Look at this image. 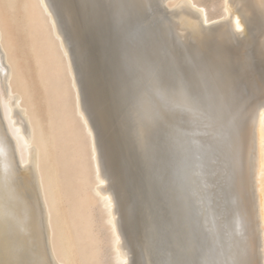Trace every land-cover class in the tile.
Returning a JSON list of instances; mask_svg holds the SVG:
<instances>
[{
	"label": "bare ground",
	"instance_id": "obj_1",
	"mask_svg": "<svg viewBox=\"0 0 264 264\" xmlns=\"http://www.w3.org/2000/svg\"><path fill=\"white\" fill-rule=\"evenodd\" d=\"M197 1L132 0L143 5L141 11L146 12L150 21L156 20L163 10L168 15L156 25L152 22L156 36L151 42L145 44L138 39L131 44L129 41L123 62L134 76L136 83L131 79L135 84L132 86L137 90L136 85L139 86L137 94L141 96L136 101H151L155 106L153 117L159 124L160 158L165 146L176 160L179 151H183L185 158H180L191 162L186 159L189 169L185 168V172L190 174L185 178L181 174L182 183L178 186L182 187L177 189L184 196L180 200H184L185 211L184 218L178 221L181 224L177 223L180 229L176 227L174 240L207 235L226 243L227 228L245 242L241 249L244 259L264 264V108L259 106L258 68L252 85L257 103L248 114V139L241 157L216 160L209 147L215 132L211 121L178 110L175 104L179 96L168 103H159L161 96L168 99L167 85L173 79L163 75L160 69L168 65L186 67L193 54L209 45L228 48L233 57H243L246 51L243 64H238L241 74L254 53L258 63L263 45L260 37L264 35L261 34L264 0H223V13L212 18L208 8ZM0 2L5 7L4 11L0 10V264L5 261L15 264L29 252L33 258H39L40 264H103L108 258L106 250L104 254L106 246L111 251L112 264H150L143 247L139 249L135 239L125 235L123 225L130 214V203L124 202L102 158L52 0H24L21 5L27 48L45 95V121L36 112L30 84L13 53L15 46L6 29L16 0ZM237 19L243 32L237 30ZM114 44L118 50L120 44L117 41ZM120 82L124 83L122 79ZM157 112L164 114L161 119L156 118ZM174 162H170L172 168H176ZM96 209L102 217V231L96 227ZM172 249L171 257H167L170 264L177 259V249ZM184 258L193 257L185 254ZM222 258L227 261L230 257L225 254Z\"/></svg>",
	"mask_w": 264,
	"mask_h": 264
},
{
	"label": "snow or ice",
	"instance_id": "obj_2",
	"mask_svg": "<svg viewBox=\"0 0 264 264\" xmlns=\"http://www.w3.org/2000/svg\"><path fill=\"white\" fill-rule=\"evenodd\" d=\"M56 7L69 38L78 44L87 83L89 33L100 29L107 21L110 32L120 44L121 56H126L123 39H126L128 23L134 15L138 19L141 17L143 5H137L132 0H89L84 4H78L76 0H58ZM143 18L151 25L146 15ZM236 24L237 30L243 32L239 19ZM155 36L156 26L151 25L142 34L141 40L147 44ZM246 57V51L243 57H233L230 49L209 45L193 54L186 67L168 65L160 69L163 75L173 79L167 85L168 99L161 96L159 103H168L170 99L179 96L180 100L175 104L178 110L188 116L210 120L215 132L209 147L216 160L229 161L242 156L248 139V114L257 103V97L252 91V85L257 79V68L259 106L264 108V45L260 48L258 63L254 53L251 63L244 67V73L241 74L238 64H243ZM122 95H126L130 107H135L137 95L134 90H123ZM92 114L101 120L106 118L104 108L94 110ZM163 115L157 112L156 118L161 119ZM19 179L23 180L22 177ZM225 233L228 238L226 243L207 235H195L188 240L165 241V247L177 249V259L171 264H256L251 259L243 258L241 249L245 242L227 228ZM185 254L193 258L186 259ZM225 254L230 257L227 261L222 258ZM201 256L206 258L201 259ZM4 264L11 262L5 261ZM15 264H40V260L33 258L29 252L25 258L17 259Z\"/></svg>",
	"mask_w": 264,
	"mask_h": 264
},
{
	"label": "rangeland",
	"instance_id": "obj_3",
	"mask_svg": "<svg viewBox=\"0 0 264 264\" xmlns=\"http://www.w3.org/2000/svg\"><path fill=\"white\" fill-rule=\"evenodd\" d=\"M225 1H223V0H200V2H201L200 3L199 0H198L197 2L202 4L206 8H208L207 10H209L208 11L209 16L211 15L210 17L212 18V17H215V16L217 17V14L219 16V15H221L223 13ZM23 2H24V0H16L15 9L13 11H11V13H9V15L11 16V19H9L7 21V28L6 29H7V32H8V35L10 37V40H11L12 44L15 46V50L13 51V53L15 54L16 59L19 61V62L18 61L17 62L19 64H21V66L23 67V69H24L23 73H24V75H25V77L27 79L28 84H30V89H31V92L33 94L32 97H33V101L35 103L36 112L39 115V117H41V120L45 121V119H46L45 118L46 117V115H45V112H46L45 95H44V91L42 89L41 84L38 82L34 60L30 56L28 48H27V34L22 29V27H23L22 21L24 20V14H23V11L21 10V5H22ZM85 2L87 3V2H89V0H85ZM221 2H222V4H220ZM215 3H216V5L218 4L217 8H216V6H214V8L211 7V5L212 6L215 5ZM218 6H219V8H218ZM0 10L1 11L5 10V7H4V5H2L1 2H0ZM163 13H164V10H163ZM163 13L160 14L159 16H156V20L155 19L151 20V25H152V22L155 23V25L158 24V22L160 20H162L163 18H165L168 15V13H166V11H165L164 14ZM145 15H146V12L145 11L144 12L141 11V17L139 19L136 18V16L134 15L133 18L131 19V21L128 23L127 33H126V39L127 40L123 39L124 49H125L126 46L127 47L129 46V44H128L129 41H131L132 42L131 44H133L134 42H136V40L141 39L142 34L150 28V24L143 18ZM148 20H150V17H148ZM261 23H263V27H262ZM261 23H260L261 24V29L263 28L261 30L262 31L261 34H263L264 33V31H263L264 30V22H261ZM4 25H5V22H4ZM107 27H108V25H107ZM130 28H132V29H130ZM134 29H136L135 32H134ZM108 30L110 32L109 28H108ZM134 33H135V35H134ZM110 34H111V37H113L112 38L113 42L115 43L116 42L115 37L112 35L111 32H110ZM262 37H263V39H262ZM260 38L262 39V40L261 39L260 40H261V42L264 45V41H263L264 40V35H262ZM261 46H262V44H261ZM117 51H118V57H117L118 65H117V69H118L119 73L122 76V78H121L122 81H124V83L120 82L119 84L121 86H123V87H126V89L130 88V89L133 90L134 87L132 85L135 86V84L133 83V81L135 79H134V76L132 75V73H130L129 70L126 68L127 65H124L125 62H123V61H125V57L126 56L125 57L123 56L124 59L122 60L123 57L120 55L121 54V48L119 47ZM120 65H121V68L119 69L118 66L120 67ZM100 66H101V68L103 70V65H102L101 61H100ZM123 66H124V68H126L125 70H124ZM122 72L124 74H122ZM126 72H128V73H126ZM101 73L102 74L100 76L99 91H100V95H101V98H102V105H103V107H105V110L107 111V114L110 117L111 124L113 123L112 127L114 128L117 125V121H116V117H115L114 113L112 112L113 110H112L111 105H110L111 104L110 101H111V98H112L113 94H112V91H111V86L108 85V80L105 78L104 73L103 72H101ZM127 74H128V77H127L128 80L125 77V76H127ZM130 76H131V78H130ZM0 78H1V73H0ZM125 82H127V83H125ZM128 83H130V84H128ZM136 86H137L136 88H138V90L134 88V91L136 90L135 92H136L137 98L138 97L140 98V96H141V95H139L140 93L137 94V92H140L139 86L138 85H136ZM136 102H135L136 103L135 107H130L127 104V108H126V111H125V118L128 121H127V125L125 127V131L127 133L128 141L130 143L131 148L134 150V152H136V154L138 155V158H139V161H138L137 165H138V169H139V171H140V173L142 175V176H140V178L145 183V189H146L147 193L149 192V198H150L151 203L153 201L152 206H150V204L149 205L146 204L144 206L145 208H144V211H143V215L145 217V219H144L145 221L143 223V227L145 225L146 226H145V228L143 230V233H142L143 239H142V243L141 244H142V247H143L144 257H145L146 260L148 258L150 264H157V263L158 264H170V262H167L169 260L167 257H169V258L171 257V255H172L171 249L172 248L165 247L164 242L168 241V238L170 240H174L175 232L178 229H180V228H178L179 224H181L180 223L181 222L180 219L184 218V212H183V210L185 211V207L183 205L184 196L181 195V192H179L177 189L180 190V187H182V186H180V187L178 186V185H180L179 182H181L180 180H182V177L184 176V178H185L186 175L188 176L190 174V173L188 174V173L185 172V168H186V171H187V169H189L188 167H189V164H191V162H190V160H188L186 158L189 161L188 162L189 164H187V162H185L186 159H185V161L183 159H181L182 157L185 158V156H183V151L182 152L179 151V154H181V155L178 154V156H177L180 159V162H179L178 158H177L178 160H176L175 157L173 158L168 153L169 152L168 151L169 148L167 150V148L165 146H164L163 151H162V154H163L162 156L163 157L160 158V155H159V150L160 149H158L159 148L158 142L160 140H158L159 138L157 139V137H159L158 136L159 135L158 134L159 124L155 120V118L153 117L154 116L153 114L155 113V111L153 112V109H154L153 107H155V106H153V103L151 101L150 102H146L148 105L145 102L143 103V101H142L143 104L140 103L141 101L140 102L136 101ZM151 107H152V109H151ZM164 127H165L164 124H162L161 128H164ZM165 151L166 152L168 151V152L166 153ZM164 153H165V155H164ZM168 155H170V156H168ZM158 156H159V158H158ZM165 156H167V157H165ZM168 157L173 158L174 160H172V161L168 160ZM163 159H165V160H163ZM162 160H163V162H162ZM182 160H183L184 165L181 166ZM159 161H161V162H159ZM169 161L170 162H174L175 161L174 163H172V165L174 167V165L177 164V165H175L176 168L175 167L172 168V166L170 165L171 163ZM166 162H168L169 165ZM163 163H165V164H163ZM160 164H162L164 166H162ZM166 164L169 166V168L166 166ZM165 167H167V168H165ZM163 169H165V170L163 171ZM178 170H181V172L178 171ZM160 171L164 172V173L160 174ZM169 171L172 172V175H171V173ZM168 172H169L170 175L168 174ZM166 173H167V175H166ZM184 173H186V174H184ZM178 174H180V175H178ZM181 174H183V176ZM173 175H174V178H171V177H173ZM176 175H178V178H176ZM180 177H181V179H180ZM159 178H160V180H159ZM163 178H165V179H163ZM168 178H169V180H168ZM170 179H171V182H170ZM174 179L178 182V184H175L176 182H175ZM167 181H169L172 185H170L169 182L167 183ZM161 182H164V183H161ZM157 183H158V185H157ZM159 186H160V188H159ZM177 186L179 188H177ZM168 189H171V190H175L176 189V190L172 192L171 190L169 191ZM160 192H162V193H160ZM165 192L166 193L169 192V193L166 194ZM158 194H159V196H158ZM90 195H92L91 191H90ZM156 195L158 197H156ZM164 195L166 197V200L164 198ZM175 195H176V197H175ZM161 198L164 201L161 200V202H160V200H158L159 201L158 202L157 199H161ZM181 198H183V199L180 200ZM169 199H171V200H169ZM177 199H179V200H177ZM162 201L165 202L166 204L168 203L167 206H169L168 208L170 210L168 208H167V210H166V208L164 209V207H167V206L165 205V203L163 204ZM166 201H168V202H166ZM172 203H174V206H172L173 205ZM177 204H179V205H177ZM170 205L172 206V208H171ZM180 205H181V207H183L182 209H181V207H179ZM174 211H178V212L175 213ZM96 212H97V214H96ZM171 212H173V214H175L176 216L178 215V218H176V216L175 217L171 216V215H173V214H171ZM181 213L183 215L180 216ZM169 214L171 216L170 218H169ZM95 215H96V219H97V223H96L97 230L98 231L99 230L102 231V228L100 226L101 225L100 222L102 220V217H101V215H100V213H99V211L97 209L95 211ZM168 218L170 219L169 221H168ZM171 218H173V220H171ZM176 220H177V222H176ZM178 221H180V222H178ZM166 223H168L170 226L168 224H166ZM174 223L176 224V226H175ZM177 223H179V224H177ZM163 224H166V225H163ZM158 225H159V227H158ZM167 226H168V228H167L168 230H166ZM174 226H175V228H174ZM160 227H161V229H160ZM176 227L178 228L177 230H175ZM172 229H174L173 232H171ZM167 231H168V233H167ZM162 232H164V233L162 234ZM172 233H173V237H172ZM159 235H160L161 239L159 238ZM162 241H163V243H162ZM106 247L104 248V254H106V252H107L106 255H107L108 258H106V256L104 255L105 256L104 259L105 258L106 259L103 260V264H112L111 263L112 262V260H111V251H110L109 247H107V248ZM105 250H106V252H105ZM104 262H106V263H104ZM145 264H147V263H145Z\"/></svg>",
	"mask_w": 264,
	"mask_h": 264
},
{
	"label": "water",
	"instance_id": "obj_4",
	"mask_svg": "<svg viewBox=\"0 0 264 264\" xmlns=\"http://www.w3.org/2000/svg\"><path fill=\"white\" fill-rule=\"evenodd\" d=\"M52 3L64 38L70 48L82 101L95 128L102 158L111 173L115 186L120 189L124 202L130 203V214L123 225L125 235L127 237L132 236L135 239V245L141 249L142 233L146 226L143 227L145 221L144 206L146 204L152 206L153 201L151 203L149 192L147 193L145 183L140 178L142 175L137 165L139 158L131 148L125 131L128 121L125 118V111L128 103L126 95H122V91L126 90V87L119 84L122 76L117 69V48L108 30L107 21L100 29L89 33L87 46L90 64L87 72V83H85V69L78 44L69 38L65 23L58 17L56 7L58 0H52ZM101 72L108 80V85L111 86L113 94L110 103L117 121L114 128L105 107L102 105L99 91ZM101 108H104L106 112V118L103 120L92 114L94 110Z\"/></svg>",
	"mask_w": 264,
	"mask_h": 264
}]
</instances>
